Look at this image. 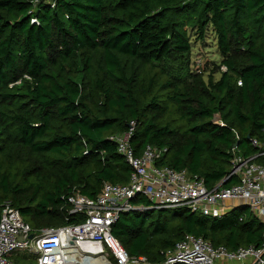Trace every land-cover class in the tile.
Returning a JSON list of instances; mask_svg holds the SVG:
<instances>
[{"label":"trees","instance_id":"1","mask_svg":"<svg viewBox=\"0 0 264 264\" xmlns=\"http://www.w3.org/2000/svg\"><path fill=\"white\" fill-rule=\"evenodd\" d=\"M210 25L220 61L205 77L189 29L203 40ZM132 120L135 154L166 148L157 164L208 188L228 173L233 146L243 156L258 150L252 139L264 146V0H0V214L9 201L34 232L80 222L65 197L129 180L109 136ZM132 201L148 208L121 213L111 233L150 264L187 233L229 250L262 241L247 206L216 218Z\"/></svg>","mask_w":264,"mask_h":264},{"label":"built area","instance_id":"2","mask_svg":"<svg viewBox=\"0 0 264 264\" xmlns=\"http://www.w3.org/2000/svg\"><path fill=\"white\" fill-rule=\"evenodd\" d=\"M41 0H33V5ZM55 7L56 0H42ZM35 17L31 22H36ZM201 60L198 61L200 63ZM221 69H225L221 66ZM199 71V68H197ZM240 84V81L238 82ZM135 121L127 130L109 136L116 143L117 151L132 168L124 184L105 181L95 197L73 191L65 197L69 214L81 217L72 224L43 227L33 231L22 218L19 210L9 201L3 203L0 214V264H21L15 250L24 249L33 254V264H150L146 256H129L125 248L111 233V225L123 212L144 210L148 207L132 201L144 196L149 208L182 207L207 217H222L237 202L264 222V146L256 139L251 142L258 150L243 156L233 146L228 173L215 186L208 188L204 179L187 170H177L157 164L166 148L147 144L142 153L135 154L130 138ZM235 181L223 186V180ZM85 250H79L81 246ZM79 250L78 254H74ZM217 260L236 264H264V232L259 246H239L234 250L224 245L214 246L209 240L187 233L168 250L162 264H215Z\"/></svg>","mask_w":264,"mask_h":264},{"label":"rangeland","instance_id":"3","mask_svg":"<svg viewBox=\"0 0 264 264\" xmlns=\"http://www.w3.org/2000/svg\"><path fill=\"white\" fill-rule=\"evenodd\" d=\"M195 31L193 29H189V34H191V44H192V50H191V61L195 64L198 63L199 60L206 59V73L204 76L206 77L211 70L214 68L215 64H217L220 61V52L216 43V35L211 27V25L206 29V33L204 36V39L201 40L197 37V35L194 33ZM194 33V34H193ZM214 78L219 77V73L214 72L213 73ZM86 247L81 250H85ZM17 253L19 257L22 259H33L34 255L26 252L24 249H18L15 250L11 255Z\"/></svg>","mask_w":264,"mask_h":264},{"label":"crops","instance_id":"4","mask_svg":"<svg viewBox=\"0 0 264 264\" xmlns=\"http://www.w3.org/2000/svg\"><path fill=\"white\" fill-rule=\"evenodd\" d=\"M238 206H246V205H245V204H242V203H240V202H237L236 205H235V207H238ZM235 207H233V208H235ZM233 208L229 209L228 212H229L230 210H232ZM215 264H236V263H234V262H232V261H227V260H217V261L215 262Z\"/></svg>","mask_w":264,"mask_h":264},{"label":"bare ground","instance_id":"5","mask_svg":"<svg viewBox=\"0 0 264 264\" xmlns=\"http://www.w3.org/2000/svg\"><path fill=\"white\" fill-rule=\"evenodd\" d=\"M84 249L85 248V246L83 245V246H81L80 248H79V250H81V249ZM79 250L78 251H76L74 254H78L79 253ZM92 262L93 263H97V264H100L101 263V261L99 260V258L98 257H93L92 258Z\"/></svg>","mask_w":264,"mask_h":264},{"label":"water","instance_id":"6","mask_svg":"<svg viewBox=\"0 0 264 264\" xmlns=\"http://www.w3.org/2000/svg\"><path fill=\"white\" fill-rule=\"evenodd\" d=\"M217 117H218V115L216 114V115L213 117V120H216ZM226 181H227V180H223V181H222V184L225 183Z\"/></svg>","mask_w":264,"mask_h":264}]
</instances>
